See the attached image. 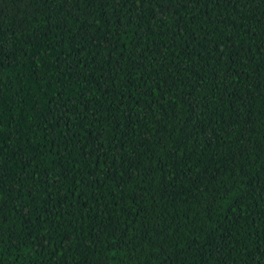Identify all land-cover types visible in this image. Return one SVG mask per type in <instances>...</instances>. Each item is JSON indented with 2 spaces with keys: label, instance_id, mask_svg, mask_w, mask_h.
I'll return each mask as SVG.
<instances>
[{
  "label": "trees",
  "instance_id": "obj_1",
  "mask_svg": "<svg viewBox=\"0 0 264 264\" xmlns=\"http://www.w3.org/2000/svg\"><path fill=\"white\" fill-rule=\"evenodd\" d=\"M0 264H264V0H0Z\"/></svg>",
  "mask_w": 264,
  "mask_h": 264
}]
</instances>
